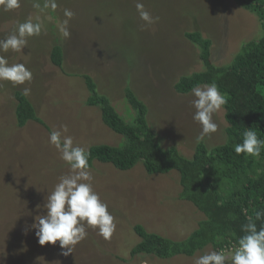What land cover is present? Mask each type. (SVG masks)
Returning a JSON list of instances; mask_svg holds the SVG:
<instances>
[{"label": "rangeland", "instance_id": "rangeland-1", "mask_svg": "<svg viewBox=\"0 0 264 264\" xmlns=\"http://www.w3.org/2000/svg\"><path fill=\"white\" fill-rule=\"evenodd\" d=\"M43 2L21 0L20 7L10 11L0 5V39L29 17L34 23L39 19L43 29L39 36L29 37L21 51L0 52L10 65L24 63L33 74L31 82L15 87L0 81V264H195L206 252L219 251L208 245L192 256L161 259L130 254L141 240L134 230L137 223L148 232L181 240L205 218L193 202L179 197L177 170L149 173L142 160L128 170L92 161L93 188L115 217L109 239L86 226V238L65 256L59 241L40 245L31 225L36 216L46 214L43 204L48 192L70 171L49 144L50 131L71 136L74 146L87 151L99 144L124 142L102 121L100 107L87 104L89 91L82 75L96 81L99 93L109 97L126 121L135 115L125 92L132 89L148 106V121L162 148L174 145L191 157L201 125L192 118L194 97L178 93L174 84L181 75L205 66L199 46L185 32L199 31L211 39L212 61L227 65L246 42L264 34L256 14L235 0H139L153 17H159L146 25L136 10L137 0H57L53 18L58 22H52L40 12ZM66 8L75 13L68 23V38L58 28ZM54 44L63 46L61 67L51 61ZM24 88L31 89L27 97L43 123L29 120L23 127L17 125L14 91ZM225 112L222 106L213 114L218 129L203 140L210 149L227 141ZM232 252L225 250L226 264Z\"/></svg>", "mask_w": 264, "mask_h": 264}, {"label": "trees", "instance_id": "trees-1", "mask_svg": "<svg viewBox=\"0 0 264 264\" xmlns=\"http://www.w3.org/2000/svg\"><path fill=\"white\" fill-rule=\"evenodd\" d=\"M244 9L256 14L264 30V0H235ZM44 3V2H43ZM51 14V15H50ZM53 12L46 17L52 22ZM54 27V26H53ZM185 36L198 45L205 68L189 75H181L174 84L178 93H191L197 84L215 82L222 93L227 94L224 130L227 141L210 149L204 141L197 143L191 157L183 155L172 145L162 148L154 129L148 121V106L137 94L126 88V97L135 115L126 121L111 103L109 97L98 91L96 81L88 74L82 75L89 91L87 104L99 106L102 121L114 132L123 136L121 145L99 144L91 146L90 166L94 159L107 162L120 170H128L140 160L149 173H165L177 170L182 191L180 198L190 200L205 216L191 234L181 240L171 239L156 232H148L136 224L134 230L141 240L130 254H154L170 258L175 255L192 256L208 245L215 249H230L244 234L245 225H264V149L258 157L239 156L233 146L241 143L243 132L249 128L264 139V34L244 44L227 65L212 61V40L199 31L185 32ZM62 44H54L51 61L63 65ZM17 99V125L23 127L27 121L43 123L37 116L31 100L21 90H15ZM262 213L256 219V212Z\"/></svg>", "mask_w": 264, "mask_h": 264}, {"label": "clouds", "instance_id": "clouds-1", "mask_svg": "<svg viewBox=\"0 0 264 264\" xmlns=\"http://www.w3.org/2000/svg\"><path fill=\"white\" fill-rule=\"evenodd\" d=\"M20 4L21 0H0L4 11L17 9ZM57 8V0H44L40 12L47 15L49 10L55 12ZM136 10L139 18L146 25L159 20V17H153L139 0L136 3ZM63 15L65 19L58 28L62 37L68 38L70 36L68 23L75 13L66 8ZM42 30L39 19L34 23L29 17L24 22L18 23L11 34L0 39V52L21 51L27 46L28 38L39 36ZM32 79V71L24 63L10 65L7 58L0 55V81L11 82L15 87L31 82ZM190 91L194 97L190 103L195 109L192 118L201 125V131L196 137V142L199 143L206 136L217 131L218 125L213 120V114L227 103V94L222 93L215 82L203 86L197 84ZM22 92L23 95L28 96L31 89L24 88ZM62 127L63 131L67 132V126ZM242 136V142L233 146L234 152L238 156L244 154L245 158L249 155L258 157L264 149V139L259 138L257 132L249 128ZM48 142L59 151L60 158L67 163L70 171L60 176L54 188L48 192L43 204L46 214L36 216L31 228L36 230L35 235L40 245H56L59 241V247L64 250L62 254L67 256L73 253V248L86 238V226L97 229L98 235L106 240L109 239L116 227L115 217L91 183L93 179L89 163L91 153L81 146H74L73 138L62 135L59 130L50 131ZM37 207L39 208L40 205ZM255 215L259 220L262 213L257 211ZM233 248L230 264H264V225L258 228L254 222L247 223L244 234ZM227 260L225 250L221 248L219 251L213 250L199 256L195 259V264H226Z\"/></svg>", "mask_w": 264, "mask_h": 264}, {"label": "built area", "instance_id": "built-area-1", "mask_svg": "<svg viewBox=\"0 0 264 264\" xmlns=\"http://www.w3.org/2000/svg\"><path fill=\"white\" fill-rule=\"evenodd\" d=\"M225 250H227V251H229V250H234V248H233V247H231L230 249H225Z\"/></svg>", "mask_w": 264, "mask_h": 264}]
</instances>
